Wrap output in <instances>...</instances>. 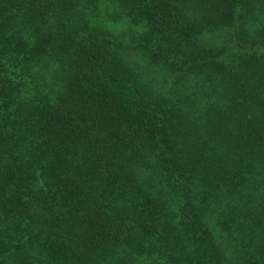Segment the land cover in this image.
Wrapping results in <instances>:
<instances>
[{"label": "trees", "instance_id": "16d2710c", "mask_svg": "<svg viewBox=\"0 0 264 264\" xmlns=\"http://www.w3.org/2000/svg\"><path fill=\"white\" fill-rule=\"evenodd\" d=\"M0 264H264V0H0Z\"/></svg>", "mask_w": 264, "mask_h": 264}]
</instances>
